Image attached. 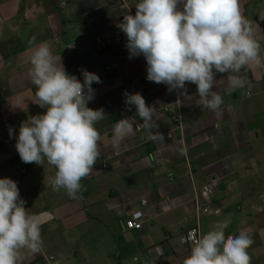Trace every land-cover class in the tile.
I'll return each instance as SVG.
<instances>
[{
    "label": "crops",
    "instance_id": "0c3cea01",
    "mask_svg": "<svg viewBox=\"0 0 264 264\" xmlns=\"http://www.w3.org/2000/svg\"><path fill=\"white\" fill-rule=\"evenodd\" d=\"M238 3L264 57V0ZM124 14L112 0H0V176L16 181L25 208L40 216L43 240L39 253L22 250L23 264H182L191 248L181 235L192 227L201 235L223 229L226 238L247 233L251 264H264V68L242 69L250 84L231 95L227 74L217 73L214 90L224 103L210 111L195 84L186 83L193 98L185 100L146 78L145 58H129L118 27ZM106 33L121 39L102 51L94 38ZM32 37L49 43L69 75L83 82L85 69L101 80L87 104L106 114L95 125L100 158L75 199L52 190L53 166L26 164L15 147L21 122L47 110L34 103L28 74ZM125 92H139L155 107L152 132L135 106L128 110ZM123 118L134 119V134L116 149L112 128ZM142 196L153 216L142 229H127Z\"/></svg>",
    "mask_w": 264,
    "mask_h": 264
},
{
    "label": "clouds",
    "instance_id": "9594fccd",
    "mask_svg": "<svg viewBox=\"0 0 264 264\" xmlns=\"http://www.w3.org/2000/svg\"><path fill=\"white\" fill-rule=\"evenodd\" d=\"M135 10L118 25L127 37L129 58L142 55L146 78L167 85L169 92L178 91L185 100L193 98L186 83L195 84L205 109L216 112L224 103L214 90L217 73L227 74L226 92L231 95L250 84L242 69L264 68L253 24L241 14L238 0H139ZM29 45L34 103L47 110L21 122L15 147L22 162L44 165L46 161L53 166L52 190H64L75 199L84 190L82 179L100 158L101 133L95 125L106 114L103 108L93 110L87 104L94 99L93 83L101 80L85 69L83 82L69 75L61 56L53 55L46 41L37 44L32 37ZM124 95L128 110L135 106L143 128L152 132L158 127L154 106L147 105L139 92ZM134 124L132 118L114 124V148L134 134ZM9 131L11 136L13 130ZM25 203L16 181L0 178V264H23L27 256L22 250L34 255L42 249L41 218L30 213ZM187 242L191 251L182 264H251L248 249L254 241L245 232L226 238L223 229L210 230L196 237L189 234Z\"/></svg>",
    "mask_w": 264,
    "mask_h": 264
},
{
    "label": "built area",
    "instance_id": "2783aa9c",
    "mask_svg": "<svg viewBox=\"0 0 264 264\" xmlns=\"http://www.w3.org/2000/svg\"><path fill=\"white\" fill-rule=\"evenodd\" d=\"M119 9L125 11V15L132 14L135 15L134 11L132 10L133 5L135 4L136 0H112ZM121 39V34H102L100 36H96L94 38L95 44L99 47L100 50L106 51L108 50L114 42H119ZM130 93V92H129ZM175 109L174 111H176ZM104 167H108L107 164H103ZM0 178H4L0 176ZM211 192V186L207 185L201 191V195L203 197H208L209 193ZM150 200L147 196H142L137 203V209L131 213V215L125 220L124 226L127 229L134 228V229H142L144 225L152 218V214L149 210ZM209 208H204V211H208ZM191 234L192 236L196 237L201 235L198 227H192L183 232L181 235V241H184V244H187L191 248V244L187 242V238Z\"/></svg>",
    "mask_w": 264,
    "mask_h": 264
},
{
    "label": "rangeland",
    "instance_id": "374dc122",
    "mask_svg": "<svg viewBox=\"0 0 264 264\" xmlns=\"http://www.w3.org/2000/svg\"><path fill=\"white\" fill-rule=\"evenodd\" d=\"M56 264H62V263H56Z\"/></svg>",
    "mask_w": 264,
    "mask_h": 264
}]
</instances>
